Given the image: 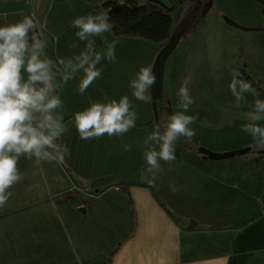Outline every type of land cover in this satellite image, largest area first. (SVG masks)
Instances as JSON below:
<instances>
[{
  "label": "crops",
  "instance_id": "crops-1",
  "mask_svg": "<svg viewBox=\"0 0 264 264\" xmlns=\"http://www.w3.org/2000/svg\"><path fill=\"white\" fill-rule=\"evenodd\" d=\"M56 6L70 10L73 18L58 16L49 23L52 6L0 0V26L33 15L48 43L46 55L54 62L71 58L84 47L72 21L93 10L88 0ZM126 37L131 36L104 33L108 41ZM94 39L102 47L103 40ZM123 54L116 52V61ZM103 63L98 65L101 77L84 94L77 90L82 73L58 89L68 128L60 142L70 148L65 162L37 165L21 158L24 179L10 189L13 195L0 209V264H264V193L258 207L240 210L231 163L204 159L197 145L178 141L176 161L171 169L161 161L165 171L157 175L156 187L140 180L146 167L143 141L159 122L153 120L149 101L131 100L136 126L123 137L80 139L73 116L89 106V97L119 100L130 89L133 66ZM56 79L60 81L58 72ZM71 196L81 200L84 211Z\"/></svg>",
  "mask_w": 264,
  "mask_h": 264
},
{
  "label": "clouds",
  "instance_id": "clouds-1",
  "mask_svg": "<svg viewBox=\"0 0 264 264\" xmlns=\"http://www.w3.org/2000/svg\"><path fill=\"white\" fill-rule=\"evenodd\" d=\"M110 10L75 18L72 27L77 29L75 35L84 42V47L78 55L67 59L58 57L55 62L46 55L48 43L33 15H23L15 23L0 26V209L7 206L13 195L10 189L24 179L18 168L22 157L37 165H61L70 154V148L60 142L68 128L58 89L82 73L77 90L84 94L101 77L103 68L98 65L105 60L116 62L118 40L104 39V33L113 31L114 27L110 22ZM95 37L103 40L102 47L98 48ZM190 80V76L185 77L177 92L181 111H173L166 121L157 123L143 141L146 167L140 170V180L152 187H156L157 175L165 171L161 161L168 164L169 169L176 161L177 141L181 137L191 141L196 135L191 125L197 118L186 114L195 103L190 94ZM155 82L152 66H142L128 86L136 100L148 102L149 90ZM228 87L237 106L241 102L248 103L246 94L253 96L250 111L245 113L246 123L240 130L251 137L256 149L264 150V123H261L264 122V98L261 92L236 70L232 72ZM136 120L137 113L128 95L119 100L105 97L104 101H93L89 97V106L76 111L73 116L82 140L104 135L123 137L136 126ZM122 147L125 151L131 150L128 144H122ZM170 190L175 192V186L170 185Z\"/></svg>",
  "mask_w": 264,
  "mask_h": 264
},
{
  "label": "rangeland",
  "instance_id": "rangeland-1",
  "mask_svg": "<svg viewBox=\"0 0 264 264\" xmlns=\"http://www.w3.org/2000/svg\"><path fill=\"white\" fill-rule=\"evenodd\" d=\"M38 1L46 7L52 6L47 18L49 23L58 16L66 20L73 18L70 10L62 11L56 5H69L74 0ZM88 1L92 14L104 11L102 3L105 0ZM167 1L174 5L170 11L174 23L179 16L177 24L183 22L185 28L197 8H201V21L194 30H187L184 36L181 35L165 63L162 93L157 100V118L161 122L170 114L169 111H181L177 92L184 78L190 76V94L195 103L186 114L197 118L191 125L196 135L191 141L184 137L178 141H182V146L197 145L217 153L248 147L249 150L242 156L223 162L231 163L229 172L235 173L232 184H236L240 193L237 192L239 209L249 211V206H259L264 193V150L256 149L251 137L240 130L241 125L246 123L245 113L250 111L253 96L246 94L248 103L241 102L237 106L228 86L232 72L240 71L264 98V7L254 0H194L189 7L181 6L178 0ZM229 21L239 27L261 29L243 30L232 26ZM109 35H113L112 31ZM161 47L162 44L158 42L126 37L118 41L115 49V53L122 51L123 56L115 63L106 64L105 60L103 64L133 66L134 78L139 68L147 66ZM126 95L136 104L141 102L132 96L130 89H127ZM148 95L150 97V92ZM162 101L166 104V113L161 107ZM149 103L151 105L150 99ZM82 107L85 108V105ZM151 111L155 121L152 106Z\"/></svg>",
  "mask_w": 264,
  "mask_h": 264
},
{
  "label": "trees",
  "instance_id": "trees-1",
  "mask_svg": "<svg viewBox=\"0 0 264 264\" xmlns=\"http://www.w3.org/2000/svg\"><path fill=\"white\" fill-rule=\"evenodd\" d=\"M178 2L181 6L189 7L194 0H178ZM172 6L174 8L173 4ZM102 7L104 11L111 9L109 12L110 22L114 25L112 33L117 36L140 37L161 43L163 46L178 25L179 16L174 23L169 10L150 0H124L120 2L105 0ZM200 10L201 8L195 10L194 15L187 22V27L183 30L182 36L187 30L192 31L199 25L201 21ZM184 20L186 19L182 21ZM262 203L264 206V194Z\"/></svg>",
  "mask_w": 264,
  "mask_h": 264
},
{
  "label": "water",
  "instance_id": "water-1",
  "mask_svg": "<svg viewBox=\"0 0 264 264\" xmlns=\"http://www.w3.org/2000/svg\"><path fill=\"white\" fill-rule=\"evenodd\" d=\"M153 1L166 10L171 11L173 6L172 4L167 1V0H150ZM258 3H260L264 7V0H254ZM229 23L232 26H235L237 28H241L243 30H259L260 28H244V27H239L237 24L229 21ZM183 33V28H182V22L176 26L174 29L173 33L170 35V37L167 39V41L164 43V45L158 50L153 64L152 68L156 76V82L155 84L151 87L150 89V102L154 114L155 121L157 119L158 115V109H157V100L160 98L161 93H162V86H163V78H164V67L165 63L168 59V57L174 52L181 35ZM169 111V110H168ZM171 114V111H169ZM249 150L248 147L242 148V149H235V150H230L222 153H217V152H212L204 147H198L197 151L198 153L202 154V157L204 159H209V160H225L228 158L232 157H238L243 155L245 152ZM71 200L74 202L76 206L79 207L80 210L84 211V207L81 206V200L77 196H71ZM194 222L192 220L189 221V226L188 228L193 227Z\"/></svg>",
  "mask_w": 264,
  "mask_h": 264
},
{
  "label": "flooded vegetation",
  "instance_id": "flooded-vegetation-1",
  "mask_svg": "<svg viewBox=\"0 0 264 264\" xmlns=\"http://www.w3.org/2000/svg\"><path fill=\"white\" fill-rule=\"evenodd\" d=\"M187 24H188V23H187ZM187 24H186V27H187ZM183 26H184V23L182 22V28H183V30H184L186 27L184 28ZM166 109H167V108H164V109H163V110L165 111V113H166Z\"/></svg>",
  "mask_w": 264,
  "mask_h": 264
}]
</instances>
